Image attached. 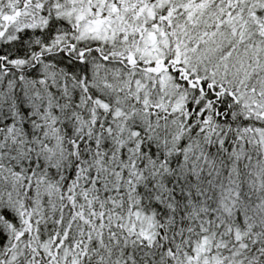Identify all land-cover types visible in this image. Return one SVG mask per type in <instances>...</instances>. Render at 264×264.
<instances>
[{"label":"snow or ice","instance_id":"1","mask_svg":"<svg viewBox=\"0 0 264 264\" xmlns=\"http://www.w3.org/2000/svg\"><path fill=\"white\" fill-rule=\"evenodd\" d=\"M0 264H264V0H0Z\"/></svg>","mask_w":264,"mask_h":264}]
</instances>
